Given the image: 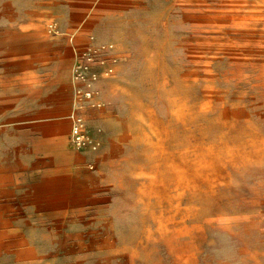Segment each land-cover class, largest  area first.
<instances>
[{"label":"rangeland","instance_id":"1","mask_svg":"<svg viewBox=\"0 0 264 264\" xmlns=\"http://www.w3.org/2000/svg\"><path fill=\"white\" fill-rule=\"evenodd\" d=\"M0 264H264V0H0Z\"/></svg>","mask_w":264,"mask_h":264},{"label":"built area","instance_id":"2","mask_svg":"<svg viewBox=\"0 0 264 264\" xmlns=\"http://www.w3.org/2000/svg\"><path fill=\"white\" fill-rule=\"evenodd\" d=\"M71 140L75 146L80 148L85 147L87 144H92V141H90L88 135L84 130V124L81 118L76 119L73 124Z\"/></svg>","mask_w":264,"mask_h":264},{"label":"crops","instance_id":"3","mask_svg":"<svg viewBox=\"0 0 264 264\" xmlns=\"http://www.w3.org/2000/svg\"><path fill=\"white\" fill-rule=\"evenodd\" d=\"M182 3H180V4H175V6H173V8L174 9H176V7L177 6H180ZM183 5V4H182ZM70 90H71V95L73 94L74 95V93H73V84L70 86ZM73 95H72V97H73ZM73 100H74V97H73ZM74 104H73V101H72V103H71V107H72V112H71V114H70V117H73V120L74 119H76L77 118V116H76V112H75V110H74V106H73ZM74 111V112H73ZM72 120V119H71ZM72 151V153L75 155V161L76 162H79V161H81V154L80 153H78V151H76V150H71Z\"/></svg>","mask_w":264,"mask_h":264}]
</instances>
